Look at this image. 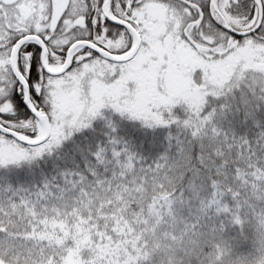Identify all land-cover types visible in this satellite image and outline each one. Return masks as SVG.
I'll return each instance as SVG.
<instances>
[{
    "label": "snow or ice",
    "instance_id": "snow-or-ice-1",
    "mask_svg": "<svg viewBox=\"0 0 264 264\" xmlns=\"http://www.w3.org/2000/svg\"><path fill=\"white\" fill-rule=\"evenodd\" d=\"M0 264H264V0H0Z\"/></svg>",
    "mask_w": 264,
    "mask_h": 264
}]
</instances>
